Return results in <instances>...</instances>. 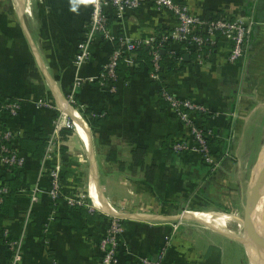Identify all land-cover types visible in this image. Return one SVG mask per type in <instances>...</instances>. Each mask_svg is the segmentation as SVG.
<instances>
[{
  "label": "crops",
  "instance_id": "1",
  "mask_svg": "<svg viewBox=\"0 0 264 264\" xmlns=\"http://www.w3.org/2000/svg\"><path fill=\"white\" fill-rule=\"evenodd\" d=\"M180 1L195 15L250 14L254 20L244 60L228 62L230 43L219 38L205 64L193 61L163 75L177 97L197 101L209 111L204 123L212 131L215 166L205 163L197 152L172 151L171 145L186 129L160 102V83L151 80L146 69L131 71L127 85L119 77L114 92L96 81L74 86L76 72L83 78L95 77L111 51L110 43L97 40L90 59L78 71L72 63L91 0H0V102L22 101L15 117L4 119L0 112V123L16 133L35 138L43 132L47 138L55 112L53 106L37 107L36 101L53 104L60 112L54 89L68 104L67 95L88 126L102 197L114 215L124 218L117 249L121 264H141L140 257L153 258L164 246L161 264H201L209 257H217L222 264L234 241L209 229L197 233L194 220L172 217L186 211L217 210L230 222L242 218L263 142L264 0ZM175 24L168 11L149 2L110 23L115 34L140 40ZM173 48H179L177 42ZM65 120L61 116L59 125ZM70 142L83 148L88 195L91 160L82 142L72 135ZM111 149L115 162L107 158ZM135 149H143L145 165L155 166L151 182L146 181L144 169L133 165ZM53 165L43 157L26 156L9 213L0 212V264H8L9 258L5 229L9 237H22L20 264H100L97 244L106 226L105 213L92 203L95 209L70 207L63 200L54 205L48 196L47 173ZM78 170L74 162L60 164L63 193L79 192ZM35 187L37 201L32 203L30 191Z\"/></svg>",
  "mask_w": 264,
  "mask_h": 264
},
{
  "label": "built area",
  "instance_id": "2",
  "mask_svg": "<svg viewBox=\"0 0 264 264\" xmlns=\"http://www.w3.org/2000/svg\"><path fill=\"white\" fill-rule=\"evenodd\" d=\"M144 2H149L158 9L168 11L176 20V24L171 29H166L148 39H132L128 36L115 34L111 28V20L120 21L127 12L137 10ZM254 20L250 14H240L236 17L219 16L214 19H207L205 16L193 14L188 5L180 0H91V8L83 26L80 40L76 43V51L72 59L76 70L86 63L91 57V46L101 40L111 44V51L107 60L102 65L99 73L95 77L83 78L77 72L74 77V86H79L83 82L96 81L100 86L110 92H114L116 82L119 79L116 68L120 62H124L129 68L136 65L137 51L142 47L149 49L152 67L148 70L151 80L160 83V96L166 103L167 108L174 117L185 127L186 133L179 140L171 145L174 153L187 151L197 152L203 161L210 166L216 165V160L212 153L210 139L212 131L210 128L200 124L197 120L199 114H209L207 108L194 100L181 99L171 91L164 83L160 72V56L162 46L166 41L177 43H188L190 47L196 48L194 62L205 64L211 53L204 51L206 46L216 47L219 38H223L230 43L227 60L230 63L242 61L245 58L250 42ZM207 47V48H208ZM175 54L174 51L171 52ZM171 54V55H172ZM181 57H178V61ZM69 102L70 99L68 98ZM22 101L13 99L0 104V112L7 110L10 115H17L21 108ZM37 107L49 106L42 99L36 101ZM59 125H54L52 131L46 138L44 160L54 162L48 170L50 186L48 196L55 205L61 197L70 207L86 205L84 198H88L78 192L63 193L60 175V147L63 142L60 136ZM19 133L10 128L0 129V139L14 141ZM11 148L1 145L0 168L2 166L20 169L23 167L25 157L17 152L14 144ZM1 183V181H0ZM8 188L6 184H0V201L2 195L6 194ZM38 188L30 191V201H37ZM89 199V198H88ZM107 215V214H106ZM108 220L105 228L98 240L97 247L100 253V264H121L117 256L119 247V236L124 231L120 218L107 215ZM4 241L8 251V264H20L22 260V237H9L8 230L3 232ZM169 237H165L166 243ZM165 246L153 258L140 257L141 264H161L164 258ZM52 264H56L54 261Z\"/></svg>",
  "mask_w": 264,
  "mask_h": 264
},
{
  "label": "trees",
  "instance_id": "3",
  "mask_svg": "<svg viewBox=\"0 0 264 264\" xmlns=\"http://www.w3.org/2000/svg\"><path fill=\"white\" fill-rule=\"evenodd\" d=\"M205 17L207 19H214V18H218L219 15L218 14L215 15L211 12H208ZM164 30L159 31L157 34L161 33ZM178 47L179 48L174 49L173 42L171 41H166L164 45L162 46L161 56H160V61H159L160 72L162 73V77L163 75L167 73H174L179 70H182L185 65L194 61V58L196 55L195 47H190L188 43H178ZM207 47L208 46H206L204 51L209 52L211 54L214 52L216 48L214 46L208 47V48ZM172 51H174L175 54H172L171 53ZM178 57H181V60L178 61ZM151 67H152V64L150 61L149 49L147 47H142L137 51L136 65H134L133 68L131 69L124 62H120L116 68V74H117V77L118 78L120 77L124 81L125 85H127L130 79L131 71L142 70V69H146L148 71L151 69ZM64 95L66 99L68 100L67 95L66 94ZM158 98L161 103L166 104L161 98L159 90H158ZM11 100L13 99L8 98L7 100H3V102H0V104L6 101H11ZM70 104L75 107V105H73L71 102ZM1 113L4 119L15 117L13 115H10V113L7 110H2ZM81 115L83 116L82 113ZM206 116H207L206 114H199L197 115L196 118L200 124L205 125L204 118ZM6 127L7 126L5 125L4 122L0 123V129H5ZM72 133H73L72 127H61L60 129V136L63 140H66L68 137H70ZM45 136H46L45 133L40 132L37 137L32 138L28 136L27 134H25L24 132L19 131V134L15 137L14 141H6L3 139H0V153H1V145H5L6 147L11 148L12 147L11 145L14 144L15 148L17 149V152L22 154L25 157V159H26V156L27 157L30 156L33 159H41L45 153V147H46V137ZM66 150L67 148L65 145H62L60 147V160L64 164H66L68 161L67 156H66ZM143 154H144L143 149H135L132 152L133 165L136 167H139L140 169H144L146 181L151 182L153 178L155 166L145 165ZM107 158L109 161H114V162L117 161L116 153L113 149H111L108 152ZM119 168L123 169V163L121 162L119 163ZM20 169L6 167L5 165L0 168V181L1 183L6 184L8 188L7 193L2 195V199L0 201V212L9 213L10 204L14 200V195L17 190V185H18L17 178L20 174V171H21ZM60 200H62L61 197L58 198L57 203ZM75 207L83 210V208H81L82 206H75ZM85 211L84 213L86 214ZM201 264H220V263L217 257L215 258L209 257V258H206Z\"/></svg>",
  "mask_w": 264,
  "mask_h": 264
},
{
  "label": "bare ground",
  "instance_id": "4",
  "mask_svg": "<svg viewBox=\"0 0 264 264\" xmlns=\"http://www.w3.org/2000/svg\"><path fill=\"white\" fill-rule=\"evenodd\" d=\"M52 87H53V84H52ZM53 94L55 95L54 97L56 99L59 109L62 111V113H64L70 118L73 126L76 127V131L81 139V142L83 143V146L87 152L88 158H90L91 160V170H90L91 183H90V189H88L89 190L88 195H89L91 203L93 204L94 207L104 212L105 214L116 216L114 215L115 212L109 207V205L106 203V201L102 197V193L98 186V176H97V172H96V168H95V164L93 160L92 150H91L90 143H89L88 126L86 125L82 117L79 115L78 111L74 107L71 106L69 101L67 104L62 94L57 89H54ZM263 167H264V148L260 152L258 156V160L255 164V167L253 168L252 179L249 184V190L251 189L255 181L259 179L260 175L263 172ZM263 210H264V190H262V193L260 194L257 200V203L251 213L252 232L258 238H260L262 242V248H258L254 245V243L250 240V238L243 231L242 226L239 228L242 230V233H240L238 230L235 231L236 229L230 227L226 223L217 222L214 219L212 211H209V210L190 211V212L186 211L172 218L173 219L176 218V219L194 220L195 222L203 225L204 227L214 228L218 231H221L223 234L227 236H235L237 238L239 237L240 239H242L243 243L245 244L244 247L247 251L250 264H257L258 261L263 262L264 260V229L262 225ZM120 215L121 214L117 215V217H122ZM223 220L224 222H226V218H224Z\"/></svg>",
  "mask_w": 264,
  "mask_h": 264
},
{
  "label": "rangeland",
  "instance_id": "5",
  "mask_svg": "<svg viewBox=\"0 0 264 264\" xmlns=\"http://www.w3.org/2000/svg\"><path fill=\"white\" fill-rule=\"evenodd\" d=\"M51 106H53V110L55 112L54 113V118H55V124L54 125H59V122L61 120V116H63V119H66V120H65L64 125L60 126V127H72L71 122L67 118V116L64 115L63 113H61V111L59 112L55 108V105H53V104H51V105L49 104L48 107L51 108ZM70 144H71L70 137H68L66 140H63L61 146L65 145L66 148H67V150H66V156H67V160H68L67 163L69 161L70 162H74L75 167H79L78 171H79L82 179H81V181L79 183V189H78L79 192L78 193H81V194H83L86 197V195H87V192H86L87 161H86V158H85V155H84V152H83V148H81V146H79L78 144L75 145V146H71ZM263 144H264V137H263L262 146H263ZM262 146L260 148V151L262 149ZM260 151H259V153H260ZM84 202H85L86 206L93 208L92 205H91V202H90V200L88 198H84ZM93 209H95V208H93ZM209 211L213 212L214 219L217 222L226 223L230 227L236 229L235 231L238 230L240 233H242V230L239 229L242 226V218H240V216H238L237 218H234L235 221L230 222V221H228L226 219V222H224V220H223L224 218L221 215V213H219V211H217V210H209ZM104 215L107 218L106 219V223H107L108 216L106 214H104ZM240 215L242 216V212L240 213ZM262 216H263L262 217V225H263V229H264V210H263ZM123 219L124 218H122V219L120 218L121 223H122ZM184 220L185 219H183V221ZM122 226H123V223H122ZM193 226H194L195 229L198 230V231L196 230L197 233H201V230H204V229H209V230L214 231V232L222 233L221 231H218V230H216L214 228H207V227H204L203 225H200L198 223H193ZM221 236H223V235H221ZM223 237H226V236H223ZM228 237H226V238L229 239V241H231V240L234 241L235 244L234 243L233 244H229V245H232V246H229V249H228L229 253L226 254V255L224 254V256L222 257V264H250L247 251H246V249L244 247L245 244L243 243L242 239H240L239 237L237 238L235 236H228ZM226 245H227V242L225 241V243L223 245L224 251L226 250Z\"/></svg>",
  "mask_w": 264,
  "mask_h": 264
},
{
  "label": "water",
  "instance_id": "6",
  "mask_svg": "<svg viewBox=\"0 0 264 264\" xmlns=\"http://www.w3.org/2000/svg\"><path fill=\"white\" fill-rule=\"evenodd\" d=\"M73 133L72 136L75 137L76 142H81L79 139V135L76 131V127L73 126ZM89 182V181H88ZM262 190H264V167L263 172L260 175L259 179L255 181L251 189L248 191L243 211H242V228L245 234L250 238V240L254 243V245L258 248H262V242L260 238H258L253 232L251 227V213L257 203V200L262 193ZM88 196V195H87ZM257 264H264V260L258 261Z\"/></svg>",
  "mask_w": 264,
  "mask_h": 264
}]
</instances>
